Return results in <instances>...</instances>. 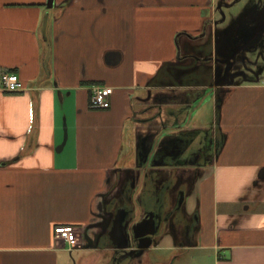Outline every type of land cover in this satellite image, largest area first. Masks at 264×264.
<instances>
[{"label": "crops", "instance_id": "crops-1", "mask_svg": "<svg viewBox=\"0 0 264 264\" xmlns=\"http://www.w3.org/2000/svg\"><path fill=\"white\" fill-rule=\"evenodd\" d=\"M219 3L0 0V73L25 86L0 87V264H69L85 239L100 253L90 264H119L113 219L130 213V192L134 223L154 207L157 173L189 177L187 225L164 229L132 264L156 250L169 264H264V77L215 84L212 58L257 38L264 0L220 29ZM95 85L112 87L108 109L89 107ZM216 140L211 161L191 151ZM63 225L77 244L56 235Z\"/></svg>", "mask_w": 264, "mask_h": 264}, {"label": "flooded vegetation", "instance_id": "flooded-vegetation-1", "mask_svg": "<svg viewBox=\"0 0 264 264\" xmlns=\"http://www.w3.org/2000/svg\"><path fill=\"white\" fill-rule=\"evenodd\" d=\"M255 21L256 22L253 25L254 31L263 30L264 29V18L262 17V19H261V17H258V20H255ZM212 50H213L212 51V58L216 61V62H214V64L216 66L215 70L218 73V78L222 75L225 67H227V66L229 68L231 67V72H230V76H229L230 78H234L236 75L244 74L241 69L239 71H236V69H237L236 67L240 68V66H241V65L240 66L238 65L236 59H234V63L231 61L220 62L218 59H216V58H220L219 54L223 55V57H221V58H224L225 56H229L231 54V50L222 51L221 49L219 50L217 48L216 49L212 48ZM209 54L211 56V49H209V47H207L205 49V56L203 57V59H205L204 61H208L206 55H209ZM209 58H211V57H209ZM212 58H211V60H212ZM235 58H236V56H235ZM191 75L193 77H196L197 73L191 72ZM216 146H218V141L215 144H213V148H210L208 143L205 142L198 149H194V148L192 149L191 148V151L193 154H196L200 151V152L204 153V155L208 161H211L215 155V147ZM188 178L189 177H185L184 175L172 177L171 175H165L163 173H157L155 178L153 179V186H154L153 189H154V193L157 196L156 197L157 201L151 210H148L145 208V210H143V214L141 216V218H142L144 213H148V214H151V216L153 217V226L151 229L154 231L151 234V239L153 241L155 240L154 239L155 236H157L159 233H161L166 228H168V229H170L171 227L174 228V226H177V224H180L183 227H184V225H187L185 218L180 213L181 212V206L179 207V202H181V203L183 202L185 188L188 185ZM148 184H149V180L146 181L145 186H148ZM168 197H170V200L168 199ZM115 200H116L115 198H112V200L109 201L110 203H108L107 206H110L111 202H113ZM121 203H122V206H123V204L126 206V204H125L126 201L124 200V198H122ZM174 208H176V209L179 208V209L173 211ZM117 209L118 208L116 207L115 211ZM126 214H127L126 215L127 217L130 216L129 211ZM120 216L121 215H120V211H119L116 214V217H120ZM127 217H126V219H127ZM109 222L110 221L108 219H106L105 217L102 218V220L99 222L100 225H103V229H102L101 234H100L101 236H104L103 233L107 232L104 230L106 228L105 226ZM133 223H134V221L132 220L130 224H133ZM149 229L150 228H148V227H144L142 230H149ZM103 240H105V238H103ZM143 242H144V239L135 241V243H140V244H142ZM132 243H134V242L132 241ZM131 247L135 248V245H133V246L131 245ZM116 253H118V251ZM145 253H147L146 249H143L142 251H135L133 253H129L128 251H126L123 253L124 259L120 262L118 260V263L119 264H132L131 262H132L133 258H137V261L141 263L143 260L142 259L143 256L146 255Z\"/></svg>", "mask_w": 264, "mask_h": 264}, {"label": "water", "instance_id": "water-1", "mask_svg": "<svg viewBox=\"0 0 264 264\" xmlns=\"http://www.w3.org/2000/svg\"><path fill=\"white\" fill-rule=\"evenodd\" d=\"M238 0H234L231 3H224L221 2L217 5V9L219 10V12L221 13V18L217 21H215V24H217L218 22H222L225 19V14L222 11L223 7H228L230 5H232L234 2H236ZM47 8H52L53 7V0H47V4H46ZM244 46V44H240L239 46H236L235 48H233L231 50V54L229 56H225L224 58H216L218 59L220 62H233L234 63V59L237 53H239L242 49V47ZM230 72H231V67L229 68L228 66L225 67L222 75L217 78V80L214 81L215 84H225L226 82H228L231 78L230 76ZM212 84V83H211ZM220 145L215 147V153H218L220 150ZM153 182V180H152ZM129 204H130V216H126V213H122L121 214V218L120 217H114L113 219V224L111 226V229L108 231V234L110 236L111 239H113V242L111 244V247L114 250H122L123 252L128 251L129 253H133L135 251H142L143 249H146L148 247H150V243L152 241L151 239V234L154 232L152 229V220L153 217L151 216V214L148 213H144L143 217L141 218V220L130 224L131 220L134 218L135 215V203L132 200V193H129ZM168 199L170 200V197H168ZM168 200V201H169ZM141 204V202H140ZM181 202H179V207L181 206ZM179 208H174L173 211L178 210ZM127 217V219H126ZM144 227H148L150 228L149 230H142ZM130 228V229H129ZM144 239V242L142 244L140 243H135L136 240H141ZM132 241L134 243H132ZM131 245H135L134 247H131Z\"/></svg>", "mask_w": 264, "mask_h": 264}, {"label": "rangeland", "instance_id": "rangeland-1", "mask_svg": "<svg viewBox=\"0 0 264 264\" xmlns=\"http://www.w3.org/2000/svg\"><path fill=\"white\" fill-rule=\"evenodd\" d=\"M233 1L234 0H221V2L224 3H231ZM252 2H258V0H238L228 7H223L222 11L225 14V19L222 22H219L217 28H226L231 25L230 23L232 22V17H236V14L238 15L240 12L246 9L247 5ZM215 17L216 19L221 18V13L217 9L215 11ZM219 57L221 58L223 55L219 54ZM235 59L237 60L238 65H241L240 68H235L236 71L241 69L244 75L246 74V76L250 77V79L264 77V29L259 30L257 38L252 40L248 45L244 46L241 51L236 54ZM77 243L78 239L75 244ZM72 247H70L72 250L68 254L70 260L69 264H87L88 262L90 264L91 260L100 254L99 252L92 253L87 250L89 248L87 245V239L84 240V244L80 248L73 249ZM155 252V257L161 256L163 254L160 253L159 250H156Z\"/></svg>", "mask_w": 264, "mask_h": 264}, {"label": "built area", "instance_id": "built-area-1", "mask_svg": "<svg viewBox=\"0 0 264 264\" xmlns=\"http://www.w3.org/2000/svg\"><path fill=\"white\" fill-rule=\"evenodd\" d=\"M264 84V79L262 80ZM0 87L5 92L16 93L25 89V86L18 75L12 71H1ZM113 92L112 87L95 85L91 88L89 107L91 109H108L110 107V96ZM56 235L64 239L70 246L77 241L76 228L70 225L59 226L55 230Z\"/></svg>", "mask_w": 264, "mask_h": 264}, {"label": "trees", "instance_id": "trees-1", "mask_svg": "<svg viewBox=\"0 0 264 264\" xmlns=\"http://www.w3.org/2000/svg\"><path fill=\"white\" fill-rule=\"evenodd\" d=\"M48 55H49V49H45V56H44V62L46 64V69L48 67ZM48 71V69H47ZM148 252V251H147ZM171 259V255L167 254L164 255L162 257H155L154 258H150L145 264H169V261Z\"/></svg>", "mask_w": 264, "mask_h": 264}]
</instances>
